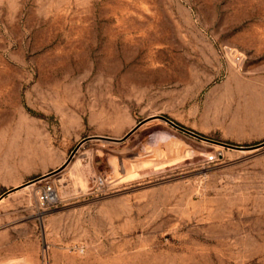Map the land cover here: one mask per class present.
<instances>
[{
	"label": "rangeland",
	"instance_id": "374dc122",
	"mask_svg": "<svg viewBox=\"0 0 264 264\" xmlns=\"http://www.w3.org/2000/svg\"><path fill=\"white\" fill-rule=\"evenodd\" d=\"M263 76L264 0H0V196L154 115L260 143ZM0 264H264V147L90 139L0 200Z\"/></svg>",
	"mask_w": 264,
	"mask_h": 264
},
{
	"label": "water",
	"instance_id": "95a60500",
	"mask_svg": "<svg viewBox=\"0 0 264 264\" xmlns=\"http://www.w3.org/2000/svg\"><path fill=\"white\" fill-rule=\"evenodd\" d=\"M152 119H162L163 121L171 124L172 126L176 127L177 129H179V130H181V131H183V132H185V133H187L189 135H192V136H194L196 138L205 140L207 142L220 144L222 146L231 147V148H237V149H242V150H256V149L264 147V141H262L260 143L253 144V145H238V144H233V143H229V142H226V141L218 140V139L209 137L207 135H204L202 133H199V132H197L195 130H192V129L180 124L179 122L175 121L174 119H172V118H170V117H168L166 115H154V116H151V117H148V118H145V119L141 120L137 125H135L131 130H129L122 137H111V136H103V135H92V136L84 137L75 146V148L72 150V152L70 153V155L67 158V160L60 167H58L57 169H54V170H52V171H50L48 173H45V174H43L41 176L35 177V178L29 180L28 182L24 183L23 185H21L19 187H15V188H12V189H10L8 191H5L0 196V200L2 198H4L7 194H9L10 192H12V191H14L16 189L24 187L27 184L35 183V182H37L39 180L45 179L47 177H50V176L62 171L63 169H65L71 163V161L75 157L78 149L81 147V145L84 142H86V141H88L90 139H94V138H100V139H104L106 141L122 142V141L126 140L128 137H130L141 125H143L145 122H147L149 120H152Z\"/></svg>",
	"mask_w": 264,
	"mask_h": 264
},
{
	"label": "built area",
	"instance_id": "2783aa9c",
	"mask_svg": "<svg viewBox=\"0 0 264 264\" xmlns=\"http://www.w3.org/2000/svg\"><path fill=\"white\" fill-rule=\"evenodd\" d=\"M233 60L235 64L239 67L242 68L243 65L245 64L246 61V56L238 51L235 50H230ZM107 182L105 177L102 174H98L95 176L94 184L92 185V191L93 192H102L106 187H107ZM57 194L55 193V190L52 185H47L44 186V188L41 191L40 195V203L43 207H47L54 201H56ZM81 250H84L83 248Z\"/></svg>",
	"mask_w": 264,
	"mask_h": 264
},
{
	"label": "bare ground",
	"instance_id": "6f19581e",
	"mask_svg": "<svg viewBox=\"0 0 264 264\" xmlns=\"http://www.w3.org/2000/svg\"><path fill=\"white\" fill-rule=\"evenodd\" d=\"M34 183H31V184H27V185H25L24 187H23V189L24 188H28V187H31L32 185H33ZM2 200V199H1Z\"/></svg>",
	"mask_w": 264,
	"mask_h": 264
},
{
	"label": "trees",
	"instance_id": "16d2710c",
	"mask_svg": "<svg viewBox=\"0 0 264 264\" xmlns=\"http://www.w3.org/2000/svg\"><path fill=\"white\" fill-rule=\"evenodd\" d=\"M176 121V120H175ZM178 122V121H177ZM180 123V122H179ZM181 124V123H180ZM183 125V124H182ZM200 133V132H199ZM203 134V133H202ZM205 135V134H204Z\"/></svg>",
	"mask_w": 264,
	"mask_h": 264
},
{
	"label": "crops",
	"instance_id": "0c3cea01",
	"mask_svg": "<svg viewBox=\"0 0 264 264\" xmlns=\"http://www.w3.org/2000/svg\"><path fill=\"white\" fill-rule=\"evenodd\" d=\"M263 81H264V76L262 77Z\"/></svg>",
	"mask_w": 264,
	"mask_h": 264
}]
</instances>
